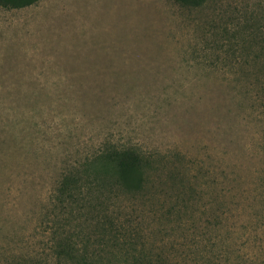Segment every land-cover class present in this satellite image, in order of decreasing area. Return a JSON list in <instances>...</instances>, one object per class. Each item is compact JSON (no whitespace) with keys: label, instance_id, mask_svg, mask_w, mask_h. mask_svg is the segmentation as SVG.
<instances>
[{"label":"rangeland","instance_id":"374dc122","mask_svg":"<svg viewBox=\"0 0 264 264\" xmlns=\"http://www.w3.org/2000/svg\"><path fill=\"white\" fill-rule=\"evenodd\" d=\"M262 40L264 0L0 7V246L35 242L39 197L111 143L154 154L196 224L184 228L200 232L218 212L221 153L257 149L262 127L241 96L264 70Z\"/></svg>","mask_w":264,"mask_h":264},{"label":"trees","instance_id":"16d2710c","mask_svg":"<svg viewBox=\"0 0 264 264\" xmlns=\"http://www.w3.org/2000/svg\"><path fill=\"white\" fill-rule=\"evenodd\" d=\"M38 1L0 0V7L23 9ZM174 1L197 9L208 0ZM254 28L253 39L261 38ZM249 79V90L238 95L262 127L257 149L248 161L241 146L227 161L221 153L218 212L205 213L200 232L184 228L186 201L173 177L162 180L157 157L111 143L60 172L35 205L30 238L36 241L5 238L0 264H264V70ZM230 128L222 130L226 139Z\"/></svg>","mask_w":264,"mask_h":264}]
</instances>
